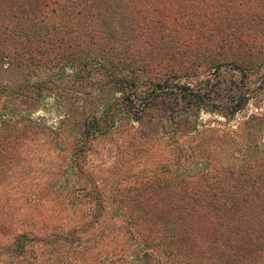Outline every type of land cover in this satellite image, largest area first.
Segmentation results:
<instances>
[{"label":"trees","instance_id":"16d2710c","mask_svg":"<svg viewBox=\"0 0 264 264\" xmlns=\"http://www.w3.org/2000/svg\"><path fill=\"white\" fill-rule=\"evenodd\" d=\"M253 48L264 53V0H0V67L4 71L40 67L37 56L53 68L61 59L65 64L73 53L83 56L86 51L101 50L124 58L120 64L139 75L163 74V82L148 83L143 94L136 96L137 74L130 73L129 78L110 70L113 86L122 93V107L139 123L156 101L169 100L173 108L180 100L183 107L194 110L214 99L209 94L217 93L213 86L200 94L180 84L191 70L205 66L219 73L223 65H230L243 81L247 64L261 65L251 54ZM210 50L216 52L205 61ZM170 79L174 82L169 87ZM238 96L230 100L233 104L224 115L241 110V101L247 98ZM121 105L107 106L101 118L82 125L77 153L85 152L94 135L113 127ZM28 125L38 129L32 122ZM106 125L108 129L102 130ZM26 140L22 134L14 143L25 146ZM197 153L199 158L209 157L208 148ZM186 175L180 179L164 174L129 185L122 198L115 200L124 226L112 225L107 233L110 245L125 238L124 256L138 264H264V152L252 163L201 164ZM101 205L97 197L96 209ZM97 219L95 215L94 221L100 223ZM193 220L203 222L201 231L206 234L199 232ZM5 227L2 218L0 232ZM64 237L17 234L8 243H0V260L42 264L40 247L53 248L59 240H70V235ZM80 238L74 243L75 260L80 256ZM65 256H54L50 263L61 264ZM109 264L116 262L111 259Z\"/></svg>","mask_w":264,"mask_h":264},{"label":"rangeland","instance_id":"374dc122","mask_svg":"<svg viewBox=\"0 0 264 264\" xmlns=\"http://www.w3.org/2000/svg\"><path fill=\"white\" fill-rule=\"evenodd\" d=\"M257 50L253 48L251 54L261 65L247 64L243 81L230 65H223L219 73L202 66L179 80L200 94L209 92L211 86L217 88V93H209L213 100H205L196 110L183 107L180 100L173 108L169 100L156 101L140 123L121 105L122 93L113 86L110 70L129 78L130 73L137 74L134 95L138 96L148 83L163 82L166 77L139 75L120 64L122 57L90 50L83 56L73 53L65 64L61 59L53 68L41 56H37L40 67L7 71L0 67V220L6 226L0 243L21 233L70 235V240H59L53 248L40 247L42 264H51V258L59 254L67 255L61 264H109L111 259L116 264H138L124 256L125 238L110 245L107 236L114 223L124 226L115 200L122 198L129 185L164 174L182 179L201 164L252 163L264 152V53ZM215 52L208 51L205 61ZM172 82L166 84L170 87ZM238 95L247 98L241 101V110L224 115L233 104L230 100ZM113 103L121 105L113 127L106 125L104 134L94 135L85 152L77 153L82 125L101 118ZM31 122L37 130L28 127ZM192 127L196 130L190 131ZM19 134L27 136L25 146L14 143ZM204 148H208L207 159L197 153ZM97 197L102 201L98 210ZM95 215L100 223L94 221ZM193 222L206 234L201 231L203 222ZM75 230L78 235L73 236L70 232ZM79 236L80 256L75 260L74 243ZM110 252L113 255L108 257ZM0 264L9 262L2 258Z\"/></svg>","mask_w":264,"mask_h":264}]
</instances>
